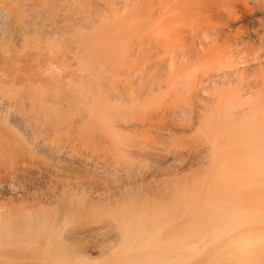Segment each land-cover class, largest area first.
Listing matches in <instances>:
<instances>
[{
	"label": "bare ground",
	"instance_id": "bare-ground-1",
	"mask_svg": "<svg viewBox=\"0 0 264 264\" xmlns=\"http://www.w3.org/2000/svg\"><path fill=\"white\" fill-rule=\"evenodd\" d=\"M37 2L0 0V167L30 166L26 152L35 153L29 147L35 145L37 136L44 137L43 141L52 138L35 151L53 161L66 160L85 168L98 162L86 163L82 160L86 153L77 157L79 145L71 146L77 156L66 154L64 143L58 145L63 137L71 138V143L81 138L103 143L107 138L105 145L114 157H132L148 148L143 135L151 131L156 119L181 125L176 130L179 135L197 131L212 141L213 155L233 153V159L214 166L219 193L191 204L194 222L178 236L170 221L175 210L186 208L180 205L190 204L185 195L179 202L181 208H174L164 197L169 203L166 208H155L151 214L124 207V203L111 214L108 207L116 192L109 186L104 185V190L102 185L95 186L99 188L94 192V186L85 189L80 184L37 196V186L4 182L0 194L8 200L0 206V264H188V259L198 260L208 244L215 257L207 264H264V227L258 226L264 223V204L257 202L260 198L254 192L258 185L264 186V0H121L124 5H137L136 13L131 10L118 20L111 18V26L105 24L104 30L95 32L92 18L83 19L82 25L81 18L69 19L74 30L92 28L91 34L72 31L69 24L68 29L57 28L60 18L75 17L77 9H36ZM80 101L85 103L84 113L65 120L66 128L70 127L64 134L61 110L74 108ZM87 116L99 129L95 128L98 135L94 137L81 129L80 121ZM61 147L66 148L64 153ZM21 169L28 178L36 174L29 167ZM240 192L251 206L241 207ZM205 209L218 214L207 236L206 225L198 223ZM102 215L118 221L110 218L114 225L118 223L112 239L115 244L102 234L98 244L85 242L89 236L79 238L85 232L77 236L83 223L79 216L96 220ZM222 238L228 243L222 244Z\"/></svg>",
	"mask_w": 264,
	"mask_h": 264
},
{
	"label": "rangeland",
	"instance_id": "rangeland-1",
	"mask_svg": "<svg viewBox=\"0 0 264 264\" xmlns=\"http://www.w3.org/2000/svg\"><path fill=\"white\" fill-rule=\"evenodd\" d=\"M53 1H54V3H56V6L53 3ZM68 1L69 0H59V1L58 0L57 1L56 0H38L37 4L39 6L37 5L34 8L42 9L45 7L48 8V7L53 6V8L55 7L54 9H67V8L77 9L75 17L71 18L72 17L71 16L68 19L66 18V20H64L65 18L64 19L60 18V21H58L60 24L59 23L57 24V26H58L57 28H60V27L63 28L65 26H67V28L66 27L65 28L68 29L70 27L69 29H71L72 31L74 30V28L76 26L72 27L73 24H71L72 23L71 21H72V19H74L76 17H78L79 19L80 18L82 19V20L81 19L79 20L76 18L77 20L80 21V24H81V22H82V24H85V23H83V22H85V20H83V19L89 18L91 20V18H92L91 23H93V30L95 31L97 29V31H98V30H102V29L104 30V28H106L105 24L108 25V24H110L111 21H113V19L111 20V18L115 17L118 20L121 17H125L126 15L130 14V12L136 13V11H134V9L137 10L136 9L137 5L135 6L134 4L133 5L131 4L132 6H135V7H130L131 6V5H129L130 3L129 4L127 3V5L121 4V0H116V1L115 0H103V1L102 0H96L97 2L95 0H79V1L78 0H70L69 2ZM98 1H99V3H98ZM108 1H110V2H108ZM72 2L74 3L73 5H72ZM93 2H95V3H93ZM109 3L111 5H109ZM69 4L72 6H70ZM97 4H99V5L95 6ZM112 5H114V6H112ZM126 6H129V7H126ZM118 7H119V9H118ZM120 7L122 8V10ZM115 8H117V10ZM103 9H105V10H103ZM108 9H111V10H108ZM125 10H126V12H125ZM114 11H116L118 14L117 13H115V14L111 13ZM121 11H123V13L124 12L125 13L122 14ZM128 11H130V12H128ZM103 12L105 14H103ZM109 12L111 13V15H109L110 14ZM119 14H121V15L116 16ZM112 15H114V16H112ZM107 19H108V21H107ZM65 21L66 22L68 21V22L66 23ZM79 21H77V23ZM64 22H65V24H64ZM68 24H69V27H68ZM111 24H112V22H111ZM70 25H72V26H70ZM109 26H111V25H108L107 27H109ZM101 27H102V29H101ZM62 28H60V29H62ZM65 28H63V29H65ZM77 29L78 28H76V30H74V31L75 32L77 31L80 34H84V33H88V32L91 34L92 32H90V31H93L92 28L89 30L85 29L87 32H85V30H83V29L82 30H79V29L77 30ZM71 30H69V31H71ZM79 31H81V32H79ZM102 42L100 43V45L101 44H102L101 46L105 45ZM101 61H103V60L101 59ZM103 78H106V77L104 76ZM104 81H105V79H104ZM101 83H103V80ZM105 84H107V83H105ZM106 86H104V87L107 89L108 86H110V84L107 87ZM104 93L105 92H103V95H104ZM104 96H106V95H104ZM103 98L105 101H107L105 99L106 97H103ZM82 103L80 101L77 104V106H75L74 108H73V106H67L69 109L68 108L66 109V107H65L64 111L61 110V113L63 112L62 114L65 115L64 116L65 118L64 119L62 118L63 119L62 125L65 126L63 129L64 134H67L69 131L70 124H69L68 128H66V127H67V122L71 121V116L77 112H80V111L82 113H84V104L85 103L84 102H82ZM87 117H88L87 119L84 117L86 119V121H84L85 120L84 118H83L84 122L80 121L81 122L80 123L81 129L84 130L86 128L88 130V132L90 133V135H92L94 137V136L98 135L99 129L96 126H92L94 124H92L91 120H90L91 123H89L88 122L89 116H87ZM65 120H67V122ZM164 120L160 121V119H158V120L156 119L154 121L155 123L153 121H151L152 124L154 123L155 126L157 125L158 127L156 126L157 127L156 128L153 124L151 127L152 129L150 128L151 131L144 132V135L142 133L143 137L145 139H147V141L149 143L148 148H145L146 150L142 151L141 153H139L137 155H133L132 157H129L128 154H126L124 156L122 155L121 157L120 156L117 157L115 155L116 157H114V155L110 151L107 150L106 145L108 146V144H109V141H107L108 140L107 138L105 140H103L104 145L106 144L105 146L101 142L98 143L96 141L98 143L97 144L96 142L86 140V138L84 139V141L82 138L79 139L80 141L82 140L81 142L80 141L77 142V140H76V141H74L75 143H71L72 142L71 138H68V139H66L65 137H63L62 139L60 138L58 140L60 144H58V142H57V144L59 146H61L64 143L62 146L67 147V149L65 148L66 154L69 155V153H70L72 155V152H73V155L78 154L77 152H74V149H72L74 147H71V146L76 145V148H77L79 145L77 150H78V152L80 150L81 151L79 152L78 156L76 155L77 157H79L80 155L83 156V154L86 153V154H84V157L86 156L85 159L81 157L82 160H84L86 163L91 164V162L93 163L95 160L98 161L96 165L94 162V165L92 164L90 166H87L88 168L87 167L85 168V165L83 167H82V165H77L74 163H73L74 165H72L71 162L66 161V160L60 161L58 159H54V161H53V159H50V158H43V156L40 157V154L38 155V153H36V151H38L40 149L41 144L43 142L50 144L52 138H50L49 141H48L49 138L46 139V141H43V140H45L44 137L42 138L41 136H37V139L35 140L37 142V144L35 142L34 143L35 145L31 144L33 147L31 146L29 148H31L32 151L34 150V152L38 156L37 155L35 156L34 155L35 153H33V152L31 153V151H29V150L27 151L28 153L26 152V155L29 154V156H27L29 158V161L30 162L32 161V163H33V160H34L35 164H37L38 166L34 165V163L33 164L30 163V166H28L29 164L27 165L26 163H21L20 166H18L16 164V165H9L6 167L5 166L0 167L1 168L0 169L1 170L0 171V182H1L0 185H6L7 182L10 183V184L7 183V186H11L13 184L18 185L19 182L23 185H25V183H28L29 185H31L30 186L31 188L33 187L34 189H36L35 188L36 186H37V188L38 187L40 188L41 192L40 191L35 192L36 194L38 193L37 196L39 195V193L40 194L42 193L41 194V196H42L43 192L44 193L46 192L47 194L49 193L51 195H54L56 190L59 189V187L60 188L61 187H74L75 185H77V186H81V185L84 186L85 185L86 186V188L84 186L85 189H89V187H92L94 189L95 186H98V185L101 186L102 185L101 187H103V190H104L105 188H107L109 186L111 189H113L112 192H114V193L116 192L115 198H114V200H115L114 203L108 207L109 212L111 214L119 212V210L123 208L122 207L123 203H124V207L131 206V208L133 210L135 209V211L142 212L143 214H145L148 211L147 214H151V212H154L155 208L156 209L161 208V207H162L161 209L166 208V207H164L165 204H169V203L163 200L164 197H167L168 200L172 201V203L171 202L170 203H171V205L173 204L172 206L174 208H176L180 205L179 202L181 201V199H184V197H187L188 198L187 204L188 203H190V204L188 206L187 205L186 206L180 205L183 208L186 207L184 209V211H183V209H181L182 211L180 209H178V208H181L180 206L177 208L179 211H181L183 213L180 212V215H179L178 210H177V212L175 210L173 212V214L176 213V215L174 214L171 217L172 219L170 221V224L172 225V227L174 229L175 235L178 236L182 231L188 229L189 224H192L194 222L193 218L195 217L196 212L193 210V206H191V204L202 202L207 197H210L213 194L215 195L216 193H219L218 192L219 189L215 186V183H214L215 181L213 179V174H212L213 168L220 160L224 159V160H227L228 162H230L231 159H233V153H227L226 152L227 154H224V155H221V154L213 155L211 152L214 150L213 144L211 143L212 141L209 138H207L205 136H201L200 134L198 135L197 131H192V132L186 133L184 135L183 134L179 135L176 130L180 129L181 125L172 124V123L167 122L166 120L164 121ZM31 121L32 120H30V123H34L35 120H33L32 122ZM63 122H65L66 124L65 123L63 124ZM82 123L84 125H82ZM153 127H154V129H153ZM95 128H97L98 130H96ZM65 132H67V133H65ZM170 133L172 135H170ZM99 135H100V137H102L103 133H99ZM132 138L137 139L136 137H132ZM63 140H65V141L63 142ZM68 140H70V142H68ZM61 141H62V144H61ZM66 141H67V143H71V145L70 144L67 145ZM101 144L104 147L102 149L100 148ZM218 144H219V142H218ZM89 147H90V149L93 147V149H91L92 151H90ZM35 149H36V151H35ZM63 149L61 147V150H63ZM65 149L63 151L60 150V153H64ZM69 149L72 151L70 152ZM83 149L86 150V152ZM67 151H68V153H67ZM82 151H84V152L81 154ZM105 151H107V153ZM88 152L90 153L89 155H91L93 157V159L91 156H89L87 154ZM103 152H105V153H103ZM96 153H97V155H96ZM99 154H101L102 156ZM103 154H104V156H103ZM111 154L113 157L111 156ZM32 155L34 157H32ZM69 157H71V156H69ZM94 157H95V159H94ZM98 157L99 158L101 157L100 158L101 160L98 159ZM34 158H37V159L39 158L40 161H39V159L36 160ZM66 158H67V160L69 159L68 156ZM86 158H89V159L86 160ZM113 158H114V160H113ZM104 159H106L105 161H107V162H104L103 161ZM69 160H71V158ZM27 163H29V162H27ZM105 163H107L108 165L107 164L105 165ZM39 165H41V166H39ZM97 165H99V167H97ZM13 166H14V168H13ZM75 166L78 167L79 169L75 168ZM80 166H81V168H80ZM100 166H102V167H100ZM15 167H17V168H15ZM21 167H29L33 170H36L35 173L37 175L34 173V171L32 172V175L35 174L33 176L36 178V180H37V178L41 179V180L40 179L37 180L38 185H36V180L34 177L31 176V178H28L26 176V174L24 175L22 173V169L20 171ZM89 167H91V168H89ZM14 170H16V171H14ZM39 171H40V173H39ZM13 173H16V175L15 174L13 175ZM86 173H88V174H86ZM8 174H9V177H8ZM20 174H21V176H20ZM13 177H14V179H16V178L17 179L14 180ZM25 177H27V178H25ZM4 178H6L7 180H4ZM30 179L33 180L32 182L35 185L30 184V183H32ZM11 180L14 181V183L10 182ZM226 180L227 179H224V180L222 179V181L224 183L227 182ZM4 182H6V183L4 184ZM21 184H19V185H21ZM39 184H41V185L39 186ZM62 184H64V185L68 184V185L63 186ZM69 184H71L73 186H71ZM87 186H88V188H87ZM258 187L262 188V189H260L259 191H256L259 189ZM96 188H99V187H95V190H93L94 192L97 191ZM44 189H46V191H43ZM48 189L51 193L48 191ZM99 190L101 192L103 191L102 189H99ZM256 190L254 191L255 196H258L260 198V199H258L259 201H257V202L264 204V199H263V197H264V186H263V184L258 185ZM32 191L34 192V190H32ZM35 191H38V189ZM86 191L88 192L89 190H86ZM260 191H262V192H260ZM94 192H92V193L90 192V194L94 195L95 194ZM101 192H100V194H103ZM98 193H97V195H100ZM0 195H1L0 197L3 198L2 200L0 199L2 201V202H0L1 203L0 206H1L2 203L4 204L5 202H7L8 197L4 194H0ZM104 195H105V193H104ZM241 197L242 198L244 197V195L242 193H241ZM236 198L238 201L239 196L236 195ZM242 198L239 200L242 204L241 205L242 208L245 206H248V207L251 206V203H250V201H247L248 198H246V196L243 198L244 199L243 201H242ZM243 202H244V204H243ZM161 203H164L163 206ZM216 203L218 206H219V204L222 206L221 201H219L217 199H216ZM117 204H119V205H117ZM151 209H153V211ZM263 209H264V206H263ZM143 211H145V212H143ZM102 214H104V213H102ZM143 214H141V215H143ZM104 216L102 215V217H98L96 219L97 221L95 219L91 220V218H90V220H89V218L85 219V218L79 216L78 217L79 222L81 221L83 223H81L82 225H81V227H79V230L77 231V236L79 237L82 232L83 233L85 232L86 235L85 234L81 235L79 238H86L89 236V238H87L85 241V242H89V244H93V243L98 244L101 236H103V237L105 236V238L108 241H111L113 239L115 232H117L116 230H117L118 223L115 224L116 227H115L114 223L118 222V221H115V219L113 217H110V216L107 217V218H109V220H110V218L111 219L113 218L112 222H114V223H112L111 220L110 221L106 220L107 218ZM202 216H203V219H201V222H198V223H200L201 225H206L205 233L207 236V235H209L208 226H210L212 224L211 221H214L215 218L218 216V214L213 212L210 209H205ZM99 218L100 219L102 218V220H99ZM118 220H120V219H118ZM103 222L106 226L103 224ZM110 225H112V227ZM113 225H114V227H113ZM259 225H260V227H262V226L264 227V223H258V226ZM89 228H91V229H89ZM98 228H101L102 230H100ZM115 228H116V230H115ZM112 229L115 230L114 233L110 232ZM93 231H95L94 234L91 233ZM105 232L108 234H106ZM88 233H90V234H88ZM160 233H162V232L160 231L158 234H160ZM110 234L112 235L111 237H110ZM84 236H86V237H84ZM91 236L94 239L95 238L96 239L95 240L92 239ZM106 236H108V237H106ZM97 239H98V241H97ZM109 239H111V240H109ZM91 242H93V243H91ZM112 242H113V240H112ZM221 242H222V244L225 245L228 243V240L226 238H222ZM109 243L111 244V242H109ZM107 246H109L108 248H112L110 245H107ZM209 248H210V244H208L207 248L204 251H201L199 253L198 260H197V257L194 258V261L192 259H188V262L190 260V263H188V264H207V263H209L208 259L214 255V253L208 251ZM112 249H114V248H112ZM213 257H215V256H213ZM221 258L222 259H220V260L222 262L227 263L226 258H224V257H221Z\"/></svg>",
	"mask_w": 264,
	"mask_h": 264
}]
</instances>
